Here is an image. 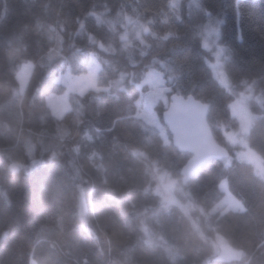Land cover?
Segmentation results:
<instances>
[{
    "label": "trees",
    "instance_id": "trees-1",
    "mask_svg": "<svg viewBox=\"0 0 264 264\" xmlns=\"http://www.w3.org/2000/svg\"><path fill=\"white\" fill-rule=\"evenodd\" d=\"M213 27L226 84L205 43ZM92 55L106 90L70 93L57 117L47 103L67 89L57 77L85 73ZM151 69L168 102L176 93L209 106L231 162L209 160L184 184L191 154L174 145L166 103L161 124L138 113ZM243 93L247 130L231 109ZM237 132L264 165V0H0V264H264V176L246 209L213 211L223 182L248 164L228 137ZM163 172L176 181L169 205L157 192ZM90 190L111 217L102 228ZM221 240L237 257H218Z\"/></svg>",
    "mask_w": 264,
    "mask_h": 264
},
{
    "label": "rangeland",
    "instance_id": "rangeland-1",
    "mask_svg": "<svg viewBox=\"0 0 264 264\" xmlns=\"http://www.w3.org/2000/svg\"><path fill=\"white\" fill-rule=\"evenodd\" d=\"M128 31V30H127ZM218 34L217 28H209L206 32V45L211 46L212 43L215 46L214 57L210 62L215 74L223 82L228 83L225 71L222 68L223 50L216 44V37ZM122 37L127 38L128 32L123 31ZM34 63L27 61L22 65V68L18 74L20 83V92H23L26 88L30 75L32 73ZM100 64L96 57L92 55L89 59L87 71L80 75H75L68 70L65 73L60 74L57 77V81L66 86V91L63 94H50L47 97V103L52 109V112L57 117H62L64 113L70 109L69 94L76 92L79 94H85L91 90H106L98 85V71ZM148 85L149 90L143 92L141 100L139 102V115L143 117L145 121L151 124H161L158 110L156 106L159 102L166 103V109L168 108V96L166 94L165 78L162 72L157 69H151L146 74V77L141 84ZM247 94H240L234 102L231 104L232 113L239 118L241 122V130H247L250 127L253 115L250 113L246 105ZM165 109V110H166ZM163 118V117H162ZM229 139L238 144L240 147L237 150V157L240 161H246L248 164H240L238 167L243 171V174H235L233 177L229 176L222 184L223 192L225 196L223 200L213 209V211H226V210H239L246 209L247 198H251L257 193V181H259L258 175L264 176V165L261 162L260 157L252 151L243 136L237 133L228 134ZM33 153V151H31ZM232 161V157L228 159V162ZM33 165L38 163L37 159L33 160ZM239 170V169H238ZM257 174H256V173ZM160 183L157 188V192L163 197L166 205L177 202L174 195V188L176 181L168 173L163 172L160 175ZM96 194H99L96 195ZM98 196L99 198H97ZM86 199V198H85ZM89 209L93 214L97 224L102 228L111 222V217L107 210L103 208L102 196L95 190H90L88 193ZM88 207L86 210H88ZM233 250V251H232ZM229 249L222 240L220 242L219 258L230 259L237 257L236 250ZM31 264H35L32 262Z\"/></svg>",
    "mask_w": 264,
    "mask_h": 264
},
{
    "label": "water",
    "instance_id": "water-1",
    "mask_svg": "<svg viewBox=\"0 0 264 264\" xmlns=\"http://www.w3.org/2000/svg\"><path fill=\"white\" fill-rule=\"evenodd\" d=\"M209 106L193 95L172 94L162 117L172 133L174 145L191 154L182 170L184 184L209 160L226 159L230 153L215 139L208 123ZM85 200L82 201V213Z\"/></svg>",
    "mask_w": 264,
    "mask_h": 264
},
{
    "label": "bare ground",
    "instance_id": "bare-ground-1",
    "mask_svg": "<svg viewBox=\"0 0 264 264\" xmlns=\"http://www.w3.org/2000/svg\"><path fill=\"white\" fill-rule=\"evenodd\" d=\"M96 195H98L99 196V194H96ZM98 196H96L97 198H99Z\"/></svg>",
    "mask_w": 264,
    "mask_h": 264
}]
</instances>
